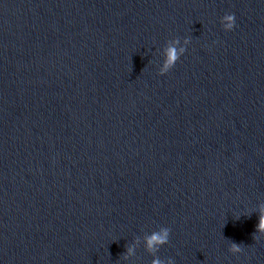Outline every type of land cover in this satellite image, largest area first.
Returning <instances> with one entry per match:
<instances>
[{
	"label": "water",
	"instance_id": "95a60500",
	"mask_svg": "<svg viewBox=\"0 0 264 264\" xmlns=\"http://www.w3.org/2000/svg\"><path fill=\"white\" fill-rule=\"evenodd\" d=\"M262 203L264 0H0V264H264Z\"/></svg>",
	"mask_w": 264,
	"mask_h": 264
},
{
	"label": "clouds",
	"instance_id": "9594fccd",
	"mask_svg": "<svg viewBox=\"0 0 264 264\" xmlns=\"http://www.w3.org/2000/svg\"><path fill=\"white\" fill-rule=\"evenodd\" d=\"M221 25L224 31L231 32L235 27V16L233 14H226L221 19ZM189 42L188 39L183 41V45H181L179 39H174L168 42L167 47L164 49V61L160 68V75H165L176 65L180 57L186 52V47ZM257 211L259 212L257 231L259 234L264 235V203L259 205ZM170 231L169 228L163 227L158 231L151 232L144 238V247L146 251L153 255L151 264H174V261L171 258L164 261L155 255L161 247L169 243ZM230 251L234 254L239 253L241 252V247L236 244H231ZM134 253L135 248L130 247L125 259L133 256Z\"/></svg>",
	"mask_w": 264,
	"mask_h": 264
}]
</instances>
